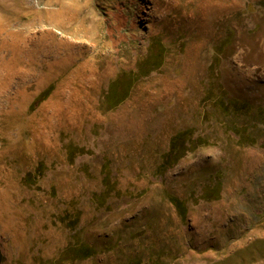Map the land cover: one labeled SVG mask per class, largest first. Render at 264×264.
<instances>
[{"label":"rangeland","instance_id":"374dc122","mask_svg":"<svg viewBox=\"0 0 264 264\" xmlns=\"http://www.w3.org/2000/svg\"><path fill=\"white\" fill-rule=\"evenodd\" d=\"M0 264H264V0H0Z\"/></svg>","mask_w":264,"mask_h":264},{"label":"trees","instance_id":"16d2710c","mask_svg":"<svg viewBox=\"0 0 264 264\" xmlns=\"http://www.w3.org/2000/svg\"><path fill=\"white\" fill-rule=\"evenodd\" d=\"M161 50V55H160V62H158V65H161L162 64V57H163V49L161 48L160 49ZM177 208H179V210L180 211H182V213H184L185 212V208H184V205H183V203L182 202H180L179 200H173V202H172Z\"/></svg>","mask_w":264,"mask_h":264}]
</instances>
